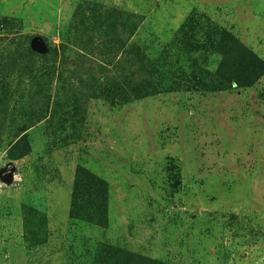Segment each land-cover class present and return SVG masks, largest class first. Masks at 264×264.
<instances>
[{
  "label": "rangeland",
  "instance_id": "rangeland-1",
  "mask_svg": "<svg viewBox=\"0 0 264 264\" xmlns=\"http://www.w3.org/2000/svg\"><path fill=\"white\" fill-rule=\"evenodd\" d=\"M0 264H264V0H0Z\"/></svg>",
  "mask_w": 264,
  "mask_h": 264
},
{
  "label": "water",
  "instance_id": "water-1",
  "mask_svg": "<svg viewBox=\"0 0 264 264\" xmlns=\"http://www.w3.org/2000/svg\"><path fill=\"white\" fill-rule=\"evenodd\" d=\"M32 49L38 51V52H44L45 51V45L43 42L40 41L39 37H35L31 43ZM4 180L6 182H9L10 173H6L3 176Z\"/></svg>",
  "mask_w": 264,
  "mask_h": 264
}]
</instances>
